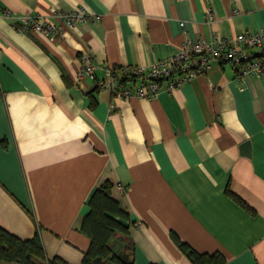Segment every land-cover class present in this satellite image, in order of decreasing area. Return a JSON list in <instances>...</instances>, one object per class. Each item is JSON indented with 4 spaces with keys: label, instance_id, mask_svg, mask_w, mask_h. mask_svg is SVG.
Masks as SVG:
<instances>
[{
    "label": "crops",
    "instance_id": "1",
    "mask_svg": "<svg viewBox=\"0 0 264 264\" xmlns=\"http://www.w3.org/2000/svg\"><path fill=\"white\" fill-rule=\"evenodd\" d=\"M52 10L99 20L15 30L16 16ZM260 29L264 0H0V228L37 237L47 261L80 264L87 202L108 181L130 223L113 241L131 264H191L174 239L224 264H264V77L241 84L213 62L150 100L113 96L100 71L77 75L86 58L149 66L185 40Z\"/></svg>",
    "mask_w": 264,
    "mask_h": 264
},
{
    "label": "built area",
    "instance_id": "2",
    "mask_svg": "<svg viewBox=\"0 0 264 264\" xmlns=\"http://www.w3.org/2000/svg\"><path fill=\"white\" fill-rule=\"evenodd\" d=\"M10 17L9 11H4ZM208 19L213 17L209 12ZM99 16L83 10L61 12L52 10L49 16H16L14 28L18 33L31 31L55 34L60 25L98 21ZM183 24H181V27ZM213 62L230 66L237 81L241 84L247 77H264V29L253 33H242L235 37L210 40H185L172 57L149 66H107L96 65L86 58V64L79 71L78 79L89 77L96 80L94 73L100 71L102 79L97 81L101 89L122 99H156L160 91H173L191 80L206 74Z\"/></svg>",
    "mask_w": 264,
    "mask_h": 264
},
{
    "label": "trees",
    "instance_id": "3",
    "mask_svg": "<svg viewBox=\"0 0 264 264\" xmlns=\"http://www.w3.org/2000/svg\"><path fill=\"white\" fill-rule=\"evenodd\" d=\"M111 188L112 184L110 182H103L92 193L87 202L89 212L84 217L79 230L89 239L90 245L83 253L80 264H91L96 258L105 260L110 256L109 245L113 241L114 236L119 234L125 239L128 235L127 229L112 221L108 216H115L129 221L128 215L111 199ZM239 204L246 208L243 203L239 202ZM174 242L191 264H224L225 262L224 258L219 254L211 256L198 254L189 247L181 244L178 240L174 239ZM129 250L128 247V255L130 254ZM111 261L113 264H120L115 258H112ZM0 264L67 263L59 259L47 261L37 237L22 241L0 228Z\"/></svg>",
    "mask_w": 264,
    "mask_h": 264
},
{
    "label": "water",
    "instance_id": "4",
    "mask_svg": "<svg viewBox=\"0 0 264 264\" xmlns=\"http://www.w3.org/2000/svg\"><path fill=\"white\" fill-rule=\"evenodd\" d=\"M243 148L247 149L246 156L249 155L248 152V144H244ZM109 218L123 227L124 229H128L130 226V223L115 216H110L108 215ZM115 241L111 242L109 245V252L110 256L107 257L105 260L101 258H96L94 259L91 264H113L111 259L115 258L120 264H131V261L129 260V255H128V247L127 245H122L123 239L121 237H115Z\"/></svg>",
    "mask_w": 264,
    "mask_h": 264
}]
</instances>
